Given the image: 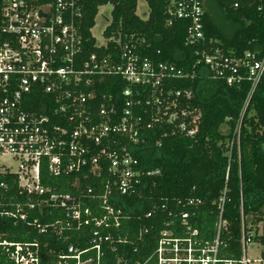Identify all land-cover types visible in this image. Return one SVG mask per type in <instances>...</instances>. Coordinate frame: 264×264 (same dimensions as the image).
<instances>
[{"label": "built area", "instance_id": "1", "mask_svg": "<svg viewBox=\"0 0 264 264\" xmlns=\"http://www.w3.org/2000/svg\"><path fill=\"white\" fill-rule=\"evenodd\" d=\"M207 1L171 0L168 24L173 18L188 20L186 43L197 46L194 67L205 64L213 79L224 80L228 86L247 79L251 95L264 74V54L248 50L236 57L221 48H207L203 22ZM224 1L236 8L257 0ZM83 15L80 0H0L2 32L7 36L0 41V217L26 220L33 209L41 213L43 208L62 209L65 221L43 225L35 218L33 222L39 232L50 228L56 234L63 228L79 230L92 223L90 248L79 251L70 245L69 255L62 256L75 258L77 264H91L92 258L83 260L82 253L95 250L99 259L104 245L111 241L109 230L121 223L122 210L110 203L115 192H134L145 174L122 140L137 143L145 127L157 122H171L181 135L194 137L199 132L201 111L189 104L182 106L181 100L192 98V91L176 89L170 83L187 76L186 70L145 55L144 50L150 47L145 41L120 42L118 49L111 50L110 42H119L104 33L111 19H106L103 42H97L94 27L90 28L95 47L103 51L87 52L80 28ZM111 76L126 83L119 106L111 93L98 96V85ZM38 94L47 99H39ZM105 167L110 176L100 196L105 210L100 216L84 201V196L93 194L92 187L83 186L73 194L54 191L43 183V171L56 177L75 175L71 184L79 188L81 175L99 177ZM15 186L26 202L8 196ZM181 219L183 235H175L172 228L161 231L158 264L237 263L221 256L222 218L210 241L199 238L188 213ZM255 236L254 230H244L239 264H250L248 248L256 242ZM2 244L7 250L15 247L10 256L18 259V264H24L22 260L38 264L37 241ZM260 245V257L254 260L264 264V246Z\"/></svg>", "mask_w": 264, "mask_h": 264}, {"label": "trees", "instance_id": "2", "mask_svg": "<svg viewBox=\"0 0 264 264\" xmlns=\"http://www.w3.org/2000/svg\"><path fill=\"white\" fill-rule=\"evenodd\" d=\"M138 1L80 0L85 48L89 53L103 51L95 47L90 28L96 23L99 8L111 5L112 17L104 33L119 39L110 42L111 50L118 49L120 42L140 39L150 45L145 55L185 69L187 76L170 83L176 89L192 91V98L181 100V105L189 104L201 111L199 132L187 137L178 133L171 122H157L145 127L137 143L122 140L145 174L134 192H115L111 199L110 203L122 210V218L118 227L109 230L111 241L104 245L99 259L92 249L82 253V259L92 258L91 264H158L156 249L161 231L172 228L175 235H183L181 218L188 213L199 238L209 241L215 238L222 218L221 256L239 264L244 230H254L255 240L264 246V74L251 95L247 79L232 86L213 79L205 64L194 67L197 46L186 43L190 22L173 18L168 24L171 0H145L149 9L146 18L137 13ZM207 3L203 15L207 48H221L236 57L248 50L264 54V1L242 2L236 8L224 0ZM6 37L0 18V41ZM125 86L120 77H108L98 85V96L111 93L119 106ZM38 98L47 99L42 94ZM145 118L149 120L148 115ZM43 176L44 185L54 191L74 194L83 186L92 187L93 194L84 196L85 204L95 215L104 214L100 196L110 176L108 167L99 177L81 175L79 188L71 184L75 175L56 177L43 171ZM8 196L21 203L27 200L18 194L16 186L11 187ZM35 218L43 225L66 220L64 211L58 208H43L42 213L30 210L26 220L0 217V264H15L10 258L15 247L7 250L3 241H37L38 264H77L75 258L62 257L69 255L70 245L79 251L90 248L95 228L92 223L79 230L63 228L59 234L50 228L41 233L33 223Z\"/></svg>", "mask_w": 264, "mask_h": 264}, {"label": "rangeland", "instance_id": "3", "mask_svg": "<svg viewBox=\"0 0 264 264\" xmlns=\"http://www.w3.org/2000/svg\"><path fill=\"white\" fill-rule=\"evenodd\" d=\"M111 10H112L111 5H104V6H101L99 9V13L95 19L96 24L93 28V34L97 38V42H103L104 41L103 30L107 24L106 19L109 20L112 17V11ZM148 10L149 9H148V5H147L146 1L145 0H139L137 13L142 18H146L148 15ZM261 249H262V246L260 245V243L258 241H256L254 244H251L249 246L248 254H249L250 259H251L250 264H260L257 260H254V259H257L260 257ZM10 257L12 260H14L15 264H18L17 263V261H19L18 259L14 258L13 255H11ZM22 262L24 264L27 263L25 260H22Z\"/></svg>", "mask_w": 264, "mask_h": 264}, {"label": "crops", "instance_id": "4", "mask_svg": "<svg viewBox=\"0 0 264 264\" xmlns=\"http://www.w3.org/2000/svg\"><path fill=\"white\" fill-rule=\"evenodd\" d=\"M208 1H209V0H208ZM208 1H207V2H208ZM207 4H208V3H207ZM206 7H207V5H206Z\"/></svg>", "mask_w": 264, "mask_h": 264}]
</instances>
